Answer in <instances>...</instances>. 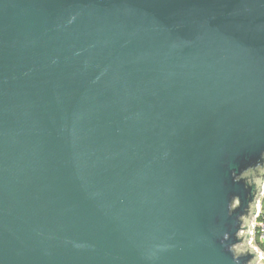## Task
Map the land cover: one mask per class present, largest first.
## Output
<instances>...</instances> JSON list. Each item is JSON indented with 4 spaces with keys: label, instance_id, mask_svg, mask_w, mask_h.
Masks as SVG:
<instances>
[{
    "label": "water",
    "instance_id": "95a60500",
    "mask_svg": "<svg viewBox=\"0 0 264 264\" xmlns=\"http://www.w3.org/2000/svg\"><path fill=\"white\" fill-rule=\"evenodd\" d=\"M261 149L264 0H0V264H235Z\"/></svg>",
    "mask_w": 264,
    "mask_h": 264
},
{
    "label": "clouds",
    "instance_id": "9594fccd",
    "mask_svg": "<svg viewBox=\"0 0 264 264\" xmlns=\"http://www.w3.org/2000/svg\"><path fill=\"white\" fill-rule=\"evenodd\" d=\"M231 175L234 183L243 181V187L250 191L247 193L246 206L242 207V199L239 194H233L227 202L229 216L236 213L237 209L242 208V211L235 215L234 224H238L234 233L236 239L229 243L227 248L232 253V260L235 264H264V251H261L256 243L258 218H261L262 212H264V149L260 150L259 157L254 163L238 169L234 168ZM222 235L224 240H229L232 237L230 231H224ZM259 240L264 243V235H261ZM245 253L255 254L245 262L241 260Z\"/></svg>",
    "mask_w": 264,
    "mask_h": 264
},
{
    "label": "built area",
    "instance_id": "2783aa9c",
    "mask_svg": "<svg viewBox=\"0 0 264 264\" xmlns=\"http://www.w3.org/2000/svg\"><path fill=\"white\" fill-rule=\"evenodd\" d=\"M258 221H259V225L256 229V236H257L256 243L260 247L261 251H264V249H262V247L260 246V244H264V243H261L259 240V237L261 235H264V212H262V217L258 218Z\"/></svg>",
    "mask_w": 264,
    "mask_h": 264
},
{
    "label": "trees",
    "instance_id": "16d2710c",
    "mask_svg": "<svg viewBox=\"0 0 264 264\" xmlns=\"http://www.w3.org/2000/svg\"><path fill=\"white\" fill-rule=\"evenodd\" d=\"M260 246L262 247V249H264V244H260Z\"/></svg>",
    "mask_w": 264,
    "mask_h": 264
}]
</instances>
